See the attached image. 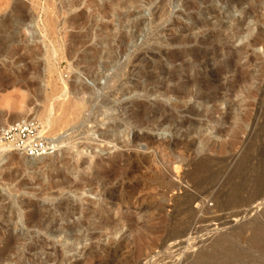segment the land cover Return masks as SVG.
<instances>
[{"label":"rangeland","instance_id":"374dc122","mask_svg":"<svg viewBox=\"0 0 264 264\" xmlns=\"http://www.w3.org/2000/svg\"><path fill=\"white\" fill-rule=\"evenodd\" d=\"M84 1L0 0V264H264V0Z\"/></svg>","mask_w":264,"mask_h":264},{"label":"built area","instance_id":"2783aa9c","mask_svg":"<svg viewBox=\"0 0 264 264\" xmlns=\"http://www.w3.org/2000/svg\"><path fill=\"white\" fill-rule=\"evenodd\" d=\"M2 142L30 157L55 152V146L47 136L44 127L37 121L7 126L1 136Z\"/></svg>","mask_w":264,"mask_h":264},{"label":"bare ground","instance_id":"6f19581e","mask_svg":"<svg viewBox=\"0 0 264 264\" xmlns=\"http://www.w3.org/2000/svg\"><path fill=\"white\" fill-rule=\"evenodd\" d=\"M67 1V0H66ZM84 1V0H83ZM79 2H82V0H80V1H78L77 2V0H68V2L66 3V5L69 7V8H75L78 4H79ZM84 4L86 5V8L87 9H90V14H91V16L92 17H94L95 19H96V22H98V21H100L101 19H103V18H106V17H112L113 18V16H114V14L113 13H115L114 11H116V8H115V6L112 4V3H107L105 6H104V8L103 7H101L102 5V0H85L84 1ZM83 13V12H82ZM90 14H89V16H90ZM79 15V14H78ZM81 15V14H80ZM79 15V16H80ZM120 15V14H119ZM78 16V17H79ZM91 17V18H92ZM108 25V24H107ZM109 27V26H108ZM107 28V26H101L99 29H101V32H103L105 29ZM104 29V30H103ZM103 30V31H102ZM101 32H99V33H101ZM15 37V36H14ZM12 38H13V36H12ZM10 36H8V40L10 41L11 39H12ZM13 40V39H12ZM7 41V40H6ZM11 42V41H10ZM253 42V41H252ZM251 42V43H252ZM102 73H98L97 74V76H95V78L93 79V82L94 83H97V81H98V79H100V77H102ZM82 90L83 89H85V86L83 85L82 87ZM136 88V87H135ZM126 91V93H128L129 92V90H125ZM133 91V90H132ZM65 111V110H64ZM68 111V110H67ZM67 111H65V112H67ZM136 111V110H135ZM67 114H68V112H67ZM35 119V117H32V118H30V117H28V116H23V117H20V118H18V121L17 122H15V123H23V122H31V121H33ZM6 125H3V126H1L0 127V147L1 148H4L5 150H6V148L8 149V148H10V149H12V150H16V151H19V152H22V151H20V150H18V149H16V148H13L12 146H10V145H7V144H5L4 142H2V134H3V131L6 129ZM158 128V127H157ZM111 132H112V130H111ZM106 134V133H105ZM112 135H114V134H112ZM107 136H111L110 134H108ZM108 138V137H107ZM111 138V137H110ZM140 137H138V135H136V137H135V141L137 140V139H139ZM3 149V150H4ZM52 154V153H51ZM47 156H50V154H46V155H42V156H38V157H30V156H27L26 154H22V157H25V158H27V159H29V160H37V159H42V158H45V157H47ZM46 161V160H45ZM85 161V160H84ZM84 161L83 162H81V163H84ZM109 223V222H108ZM107 222H104V223H102V225L103 226H106L107 224H108ZM258 235V234H257ZM263 237H264V235H263ZM205 239V238H204ZM261 240V239H260ZM258 242V241H257ZM263 245H264V243H263ZM262 245V246H263ZM263 248V247H262ZM258 254V253H257ZM229 255V254H228ZM264 257V256H263Z\"/></svg>","mask_w":264,"mask_h":264}]
</instances>
